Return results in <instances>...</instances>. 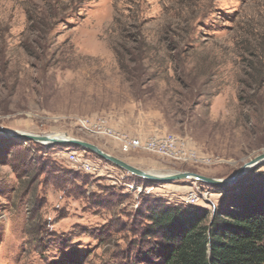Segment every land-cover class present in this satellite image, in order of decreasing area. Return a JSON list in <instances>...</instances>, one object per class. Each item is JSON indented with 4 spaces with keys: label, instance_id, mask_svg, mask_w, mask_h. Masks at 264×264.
Masks as SVG:
<instances>
[{
    "label": "rangeland",
    "instance_id": "1",
    "mask_svg": "<svg viewBox=\"0 0 264 264\" xmlns=\"http://www.w3.org/2000/svg\"><path fill=\"white\" fill-rule=\"evenodd\" d=\"M0 127L160 175L231 177L264 153V0H0ZM170 135L175 155L125 147ZM258 180L264 161L227 185L162 182L0 132V264H163L142 235L148 206L209 207L217 187Z\"/></svg>",
    "mask_w": 264,
    "mask_h": 264
},
{
    "label": "trees",
    "instance_id": "2",
    "mask_svg": "<svg viewBox=\"0 0 264 264\" xmlns=\"http://www.w3.org/2000/svg\"><path fill=\"white\" fill-rule=\"evenodd\" d=\"M209 207L148 206L144 237L166 248L163 264H264V180ZM164 245V246H163Z\"/></svg>",
    "mask_w": 264,
    "mask_h": 264
},
{
    "label": "water",
    "instance_id": "3",
    "mask_svg": "<svg viewBox=\"0 0 264 264\" xmlns=\"http://www.w3.org/2000/svg\"><path fill=\"white\" fill-rule=\"evenodd\" d=\"M0 132L3 133L6 137H11V138H16V139H25V140L48 143V144L77 145V146L82 147L85 150H90L94 152L95 154L99 155L105 160L110 161L114 163L115 165L125 169L127 172H129L132 175L140 176L145 179L162 181V182H171V181L179 180V179L192 178L198 181L206 182L210 185H227V184H231L234 181L238 180L255 164H258L264 161V153H261L257 155L256 157H254L250 162L242 165L236 174H234L231 177L224 178V179L205 177L203 175H199V174L188 172V171H180V172H173V173L160 175L157 173H153L151 171H146V170H142L137 167H134L128 164L127 162L123 161L122 159L101 150L98 146L92 143L80 140V139H75L71 137L61 138V137L51 136L50 134H33V133H26V132H17V131L10 130L7 128H2V127H0Z\"/></svg>",
    "mask_w": 264,
    "mask_h": 264
},
{
    "label": "built area",
    "instance_id": "4",
    "mask_svg": "<svg viewBox=\"0 0 264 264\" xmlns=\"http://www.w3.org/2000/svg\"><path fill=\"white\" fill-rule=\"evenodd\" d=\"M177 140L172 136H162L160 138H149L148 140L132 139L125 141V147H138L144 150L153 151L157 153H162L166 155H175L177 152L175 148L177 147ZM69 157L72 162H78L79 157L76 151H69ZM83 166L89 170H95L94 164L83 161ZM202 197V196H201ZM206 200V198H204ZM201 200L200 196L195 192H190L188 195V201L191 204H196Z\"/></svg>",
    "mask_w": 264,
    "mask_h": 264
},
{
    "label": "bare ground",
    "instance_id": "5",
    "mask_svg": "<svg viewBox=\"0 0 264 264\" xmlns=\"http://www.w3.org/2000/svg\"><path fill=\"white\" fill-rule=\"evenodd\" d=\"M51 136H56V137H61V138H69L68 135L66 134H59V133H54V134H50ZM48 141V140H47ZM45 141V142H47Z\"/></svg>",
    "mask_w": 264,
    "mask_h": 264
}]
</instances>
